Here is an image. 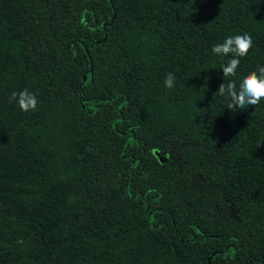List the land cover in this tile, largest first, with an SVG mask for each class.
I'll use <instances>...</instances> for the list:
<instances>
[{
    "label": "trees",
    "instance_id": "trees-1",
    "mask_svg": "<svg viewBox=\"0 0 264 264\" xmlns=\"http://www.w3.org/2000/svg\"><path fill=\"white\" fill-rule=\"evenodd\" d=\"M258 65L264 0H0V264H264V100L217 92Z\"/></svg>",
    "mask_w": 264,
    "mask_h": 264
},
{
    "label": "clouds",
    "instance_id": "clouds-1",
    "mask_svg": "<svg viewBox=\"0 0 264 264\" xmlns=\"http://www.w3.org/2000/svg\"><path fill=\"white\" fill-rule=\"evenodd\" d=\"M252 36L250 33L227 36L222 43L215 44L212 52L224 57L232 54L226 65L221 67L223 77H235L236 69L239 67V57L247 56L252 47ZM166 88L175 86V76L169 72L164 79ZM221 97L230 100L228 109H246L249 105L256 106L264 100V65H258V71H250L241 79L239 86L235 80H229L227 84L221 83L217 90ZM15 101L21 111L28 112L36 110L38 98L35 93L27 88L17 92L13 91L9 97V102Z\"/></svg>",
    "mask_w": 264,
    "mask_h": 264
},
{
    "label": "rangeland",
    "instance_id": "rangeland-1",
    "mask_svg": "<svg viewBox=\"0 0 264 264\" xmlns=\"http://www.w3.org/2000/svg\"><path fill=\"white\" fill-rule=\"evenodd\" d=\"M151 153L157 159V161L160 162V163L168 162V161H171L173 163H177V161H178L177 157H175L173 154H168L167 155V154L161 153V152L156 151V150H152ZM198 186H200V188H201L202 184L198 183ZM204 189H206V188H204ZM204 193L206 195H209L207 190L204 191ZM225 215L226 216L228 215V217L232 218L234 216V212H233V210L231 208H227V212H225Z\"/></svg>",
    "mask_w": 264,
    "mask_h": 264
}]
</instances>
